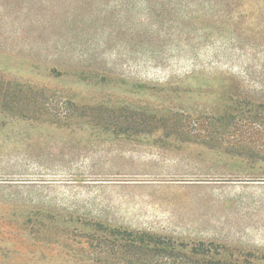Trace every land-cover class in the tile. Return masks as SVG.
I'll use <instances>...</instances> for the list:
<instances>
[{
	"label": "rangeland",
	"instance_id": "obj_1",
	"mask_svg": "<svg viewBox=\"0 0 264 264\" xmlns=\"http://www.w3.org/2000/svg\"><path fill=\"white\" fill-rule=\"evenodd\" d=\"M262 116L264 0H0V264H95L88 220L264 264Z\"/></svg>",
	"mask_w": 264,
	"mask_h": 264
},
{
	"label": "trees",
	"instance_id": "obj_2",
	"mask_svg": "<svg viewBox=\"0 0 264 264\" xmlns=\"http://www.w3.org/2000/svg\"><path fill=\"white\" fill-rule=\"evenodd\" d=\"M227 98L221 116L224 127H229L237 119L245 120L244 125L248 123V128H252L251 125L260 119L258 108H252L249 104L240 106L237 100H232L230 96ZM84 225L92 231V234H86L84 238L86 248L97 254L96 258L88 256L95 264H223L222 259L211 258L203 243L190 246L148 231L111 226L95 220H88ZM185 249L200 257H186ZM179 255L181 258H177ZM155 256L157 258L154 259ZM223 262L229 264L227 261Z\"/></svg>",
	"mask_w": 264,
	"mask_h": 264
}]
</instances>
